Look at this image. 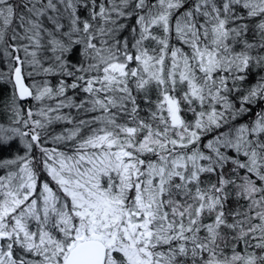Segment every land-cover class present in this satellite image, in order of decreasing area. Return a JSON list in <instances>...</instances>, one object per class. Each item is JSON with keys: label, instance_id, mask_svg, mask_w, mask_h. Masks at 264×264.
I'll return each mask as SVG.
<instances>
[{"label": "snow or ice", "instance_id": "6c2138e0", "mask_svg": "<svg viewBox=\"0 0 264 264\" xmlns=\"http://www.w3.org/2000/svg\"><path fill=\"white\" fill-rule=\"evenodd\" d=\"M0 51V264H264V0H0Z\"/></svg>", "mask_w": 264, "mask_h": 264}, {"label": "trees", "instance_id": "16d2710c", "mask_svg": "<svg viewBox=\"0 0 264 264\" xmlns=\"http://www.w3.org/2000/svg\"><path fill=\"white\" fill-rule=\"evenodd\" d=\"M85 14L86 13L82 10L81 15L83 16ZM124 35H127V33H124ZM48 55H50V53ZM77 58L78 57H72L74 62ZM7 71H8V60L6 57H4L3 52L0 51V73H6ZM36 79H41V78L37 77ZM50 79L53 84H55L57 81V78H50ZM11 93H12V85L8 83L6 80L0 79V123H7V114L4 111V105L11 97ZM69 94L71 95V93ZM32 102L33 101L31 99H27L25 101H22L21 104L24 108L34 107ZM60 129L61 126L57 125L56 130L59 131ZM21 152H22V147L20 146L19 142L16 140L15 142H11L9 145L0 146V159L10 158L17 154H21ZM213 179L215 178L213 177ZM235 204L236 201H235V197L233 196V198L229 200L228 206L229 208H233L235 207Z\"/></svg>", "mask_w": 264, "mask_h": 264}, {"label": "rangeland", "instance_id": "374dc122", "mask_svg": "<svg viewBox=\"0 0 264 264\" xmlns=\"http://www.w3.org/2000/svg\"><path fill=\"white\" fill-rule=\"evenodd\" d=\"M26 83H32V80L31 79H26V81H25ZM32 104L34 105V107H35V102L33 101L32 102ZM18 142H19V140H17ZM19 144H20V146L23 148V146H22V144L19 142ZM21 154H23V152H21Z\"/></svg>", "mask_w": 264, "mask_h": 264}]
</instances>
